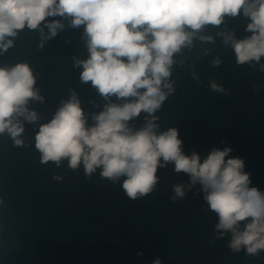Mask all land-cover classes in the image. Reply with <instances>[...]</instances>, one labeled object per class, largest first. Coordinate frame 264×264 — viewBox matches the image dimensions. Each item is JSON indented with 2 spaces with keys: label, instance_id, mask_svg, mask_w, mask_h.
<instances>
[{
  "label": "trees",
  "instance_id": "1",
  "mask_svg": "<svg viewBox=\"0 0 264 264\" xmlns=\"http://www.w3.org/2000/svg\"><path fill=\"white\" fill-rule=\"evenodd\" d=\"M46 19L60 20L65 29L43 49L38 47L39 33L25 29L15 47L0 54V66L28 62L35 87L44 97L43 103L29 102L41 118L24 123L25 147H14L7 135L0 136V264H153L156 259L161 264H264V252L233 253L230 235L217 239L218 216L208 210L199 184L186 190L183 199H171L173 185L189 182L188 174L176 173L171 164L158 168L154 192L132 200L123 191L122 180L103 179L100 170L89 178L82 166L72 171L66 160L60 168L40 162L34 136L72 91L89 125L94 124L91 114L107 103L91 82H80L82 68L73 67L74 57L87 58L84 26L72 28L59 16ZM249 22L241 12L226 17L219 27L210 26L205 34L233 31L243 39L251 35L245 31ZM194 43L176 57L172 75L176 91L156 113L160 128L175 127L184 153L195 151L202 160L214 148L231 147L230 157L245 162L250 187L264 193V72L238 65L233 50L219 37L214 45ZM204 49H209L207 55ZM216 57L222 63L214 68ZM210 81L230 94L212 92ZM112 102L122 101L112 97ZM145 116L142 112L129 126L139 129ZM54 175L62 180L57 182Z\"/></svg>",
  "mask_w": 264,
  "mask_h": 264
},
{
  "label": "clouds",
  "instance_id": "2",
  "mask_svg": "<svg viewBox=\"0 0 264 264\" xmlns=\"http://www.w3.org/2000/svg\"><path fill=\"white\" fill-rule=\"evenodd\" d=\"M241 12L250 19L245 31L251 35L238 39L233 31L205 34L210 26L219 27L226 17ZM57 16L68 19L72 28L84 26L87 58L74 57L73 67L82 68L80 82H91L107 103L91 114L94 124L89 125L72 91L34 136L40 162L60 168L66 160L72 171L82 166L89 178L100 170L103 179L122 180V189L132 200L154 192L158 168L171 164L176 173L189 176V182L173 185V201L199 184L208 210L218 216L217 239L230 235L233 253L264 252V193L250 187L244 160L230 157L231 147L214 148L203 160L195 151L186 155L178 130H161L156 115L176 91L172 79L176 57L195 47V41L214 45L219 37L233 50L238 65L264 72V0H0V54L15 47L25 29L39 33L38 47L43 49L65 29L60 20L46 19ZM208 52L204 49V55ZM221 63L216 57L212 67ZM192 77L199 79L195 71ZM35 84L28 62L0 66V136L7 135L17 148L25 147L24 123L41 118L29 108L30 101L44 102ZM209 87L220 95L230 94L216 81ZM112 97L122 102L114 103ZM142 112L143 126L130 127L129 121ZM53 179L60 182L62 176Z\"/></svg>",
  "mask_w": 264,
  "mask_h": 264
}]
</instances>
